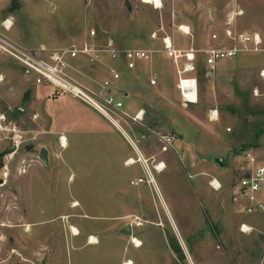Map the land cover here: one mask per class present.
I'll return each instance as SVG.
<instances>
[{"label":"rangeland","instance_id":"rangeland-1","mask_svg":"<svg viewBox=\"0 0 264 264\" xmlns=\"http://www.w3.org/2000/svg\"><path fill=\"white\" fill-rule=\"evenodd\" d=\"M161 1L156 8L149 0H5L13 26L6 35L49 51L108 39L159 48L152 35L161 28L182 49L218 47L213 36L222 40L227 28L264 39V0ZM242 61V73L228 66L230 74L202 82L201 101L188 108L166 60L122 70L118 98L131 117L121 126L157 158L149 162L156 191L132 142L108 120L69 96L51 97L52 88L36 86L34 75L0 53V264H264V214H243L235 196L245 167L239 151L252 149L264 161V101L253 95L263 89L264 55L228 62ZM71 64L89 88L109 77L106 65ZM162 136L174 138L172 151L162 152ZM212 178L222 190L209 186ZM126 225L132 236L120 233Z\"/></svg>","mask_w":264,"mask_h":264},{"label":"built area","instance_id":"built-area-1","mask_svg":"<svg viewBox=\"0 0 264 264\" xmlns=\"http://www.w3.org/2000/svg\"><path fill=\"white\" fill-rule=\"evenodd\" d=\"M9 20L0 26V53L20 64L27 75H34L36 86L52 88L51 97L69 96L91 107L122 133L127 134L121 126V121L131 116L125 111V104L118 98V86L122 80V70L133 72L140 65L153 62L155 55H163L170 60L176 70L177 84L182 106L188 108L199 103V80L197 72L200 63L208 70V77L216 75L222 62L232 61L243 55H264V39L259 33H241L231 28L224 31L223 39L214 35L213 40L220 45L215 48L198 50L194 47L179 48L175 40L165 32L164 28L152 35L153 40L160 42L159 48L154 49H127L116 44L115 40L108 39L104 44L85 42L79 46L49 51L45 47L37 50L28 49L13 43L6 35L12 26ZM185 36H192L189 27H180ZM86 60L92 65H106L109 77L97 88H89L73 77L78 73L71 62ZM107 62L109 65H107ZM263 89L255 88L253 95L264 101V68L259 72ZM3 78H0V83ZM158 84L157 79L151 81L152 86ZM145 111L141 110L132 118L134 122L144 120ZM209 120L217 122L219 112L212 110ZM231 132V129L228 130ZM162 152L173 150L175 142L172 136H162ZM239 153V160L245 167L240 171L242 178L235 185V196L241 204V211L245 215L264 214V161H261L252 149ZM131 161V160H130ZM138 163L150 171L149 162L138 156ZM144 183L138 180L136 185ZM152 184L151 181H149ZM215 190H222V184L215 178L209 182ZM246 226L243 225V229ZM246 232V231H244ZM139 247V246H138Z\"/></svg>","mask_w":264,"mask_h":264},{"label":"crops","instance_id":"crops-1","mask_svg":"<svg viewBox=\"0 0 264 264\" xmlns=\"http://www.w3.org/2000/svg\"><path fill=\"white\" fill-rule=\"evenodd\" d=\"M5 0H0V5H2V9H0V26H1V24L4 22V21H6V20H10V15H9V13L7 12V9H8V4H6L5 2H4ZM151 3V2H150ZM13 27V26H12ZM12 29V28H11ZM167 61V62H169L170 64H172L173 65V63L170 61V60H167L163 55H160V54H158V55H155L154 56V59H153V62H151V63H145V64H142V65H140L139 66V68L140 67H142V66H147V65H153L154 63H156V62H161V61ZM228 66H231V68H232V70H233V72L234 73H236V74H240V73H242L243 71H244V67L246 66V65H244V61H242L241 63H238V64H233V63H231V62H222L220 65H219V69H218V72L216 73V76L218 75V74H222V75H225V73H227V74H230L229 72H226V68L228 67ZM173 67H174V65H173ZM138 68V69H139ZM248 68V67H247ZM137 69V70H138ZM174 69H175V67H174ZM137 70H135V71H137ZM128 72V71H127ZM134 72V71H133ZM175 73H176V70H175ZM202 74V75H201ZM197 76H198V80H199V85H200V90H199V102L201 101V99H202V96L204 95L203 93H202V82L204 83V84H206L207 82H209V80L211 79V78H209L208 77V70H207V67L203 64V63H200V65H199V69H198V72H197ZM123 79V78H122ZM176 80H177V76H176ZM231 80H233V79H231ZM177 84V83H176ZM121 85V84H120ZM204 86V85H203ZM206 87H208V85H206ZM118 88H119V86H118ZM208 90H209V87H208ZM118 92H119V90H118ZM208 93V92H207ZM124 96L126 97V96H128L126 93L124 94ZM62 98V97H61ZM72 99V98H71ZM74 100V99H73ZM199 104V103H198ZM197 104V105H198ZM191 106H196V105H191ZM108 122V121H107ZM110 125H112L117 131H119L120 133H122L117 127H115L113 124H111L110 122H108ZM126 138H128L129 139V141L130 142H132V145H133V147H134V149L137 151L136 153L138 154V156L140 155L141 157H142V159L143 160H145V161H148V162H151V163H153V161H155V162H157V158L156 157H154V156H152V154H148L149 156H146L144 153H143V151H144V149L145 148H140V147H136V145L134 144V142L130 139V137L128 136V134H124V133H122ZM154 162V163H155ZM163 164V163H162ZM129 165V164H128ZM160 173V172H159ZM167 209V208H166ZM167 213H169L168 211H167ZM169 215V214H168Z\"/></svg>","mask_w":264,"mask_h":264},{"label":"bare ground","instance_id":"bare-ground-1","mask_svg":"<svg viewBox=\"0 0 264 264\" xmlns=\"http://www.w3.org/2000/svg\"><path fill=\"white\" fill-rule=\"evenodd\" d=\"M149 1H150L151 4H152L153 6H155L156 8H161V7L163 6L161 0H149ZM8 25H10V24L8 23ZM62 143H63V147L67 146V140H66L65 138H63ZM130 160H131V161H129V163H128V164H130V165H132V164H136V163H137L135 160H132V159H130ZM160 166H162L161 169L159 168ZM164 166H165L164 164H160L159 166L155 167V169H156L157 171L162 172V171H164L163 169H165ZM148 175H149L150 181H151L152 184L154 185L156 191H158V187H157V185H156V181H155V179H154V177H153L151 171H148ZM163 205H164V204H163ZM165 208H166V206H165ZM170 219H171V218H170ZM172 224H173V223H172ZM134 242H135V244H136L137 247H138V246H139V247L142 246V243H141V242H139V241H137V240H135ZM91 244H96V243H92V242H91ZM128 264H132V262H130V263H128Z\"/></svg>","mask_w":264,"mask_h":264},{"label":"water","instance_id":"water-1","mask_svg":"<svg viewBox=\"0 0 264 264\" xmlns=\"http://www.w3.org/2000/svg\"><path fill=\"white\" fill-rule=\"evenodd\" d=\"M16 1V0H13ZM243 150H240L239 153H242ZM40 160L45 164L48 165L49 164V153L48 150L46 148H42L41 153H40ZM217 163H219L217 161ZM220 164V163H219ZM221 165V164H220ZM120 233L122 235H126V236H132L133 235V226L132 225H126L124 226L121 230ZM42 264H45V262H42Z\"/></svg>","mask_w":264,"mask_h":264}]
</instances>
